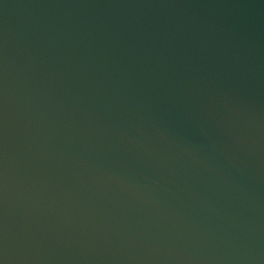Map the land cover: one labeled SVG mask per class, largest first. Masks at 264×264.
I'll return each mask as SVG.
<instances>
[{
  "label": "water",
  "instance_id": "obj_1",
  "mask_svg": "<svg viewBox=\"0 0 264 264\" xmlns=\"http://www.w3.org/2000/svg\"><path fill=\"white\" fill-rule=\"evenodd\" d=\"M0 264H264V0H0Z\"/></svg>",
  "mask_w": 264,
  "mask_h": 264
}]
</instances>
